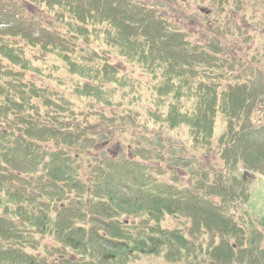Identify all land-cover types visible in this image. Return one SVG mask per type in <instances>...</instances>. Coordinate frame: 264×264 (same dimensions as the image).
<instances>
[{
	"label": "trees",
	"instance_id": "obj_1",
	"mask_svg": "<svg viewBox=\"0 0 264 264\" xmlns=\"http://www.w3.org/2000/svg\"><path fill=\"white\" fill-rule=\"evenodd\" d=\"M149 2L0 0V264H131L141 254L181 264L196 251L208 264H264L258 227L245 231L234 213L249 201L238 165L264 163V134L244 145V120L264 96L221 85L222 48L191 41ZM215 111L229 127L215 184L228 186L165 181L171 143L147 124L186 125L204 150ZM167 217L189 229L167 228ZM256 222L264 231V217Z\"/></svg>",
	"mask_w": 264,
	"mask_h": 264
},
{
	"label": "rangeland",
	"instance_id": "obj_2",
	"mask_svg": "<svg viewBox=\"0 0 264 264\" xmlns=\"http://www.w3.org/2000/svg\"><path fill=\"white\" fill-rule=\"evenodd\" d=\"M149 1L148 5L152 6L155 4V7H158V10L163 15L171 19L172 22L176 21L188 34L191 41L199 42L203 45L213 43L222 48V55L227 59L228 63L224 64L226 75L220 82L221 85L224 86L228 83L231 86H235L238 83L250 89L260 90V94L264 96V0H241L242 3L235 2V0H223L222 8L220 7V0ZM159 1H167L171 6H161ZM235 7H238V9L244 8V10H238ZM222 55L219 56L220 59H222ZM120 68L123 70V67L120 66ZM224 72L220 70L221 74ZM129 73L130 71L127 72V74ZM141 105L144 106V103L142 102ZM185 108L191 113L195 109L194 100H191ZM215 113L213 138L209 147L204 150H198L195 147L189 134V127L186 125L175 130H168L159 129L160 127L153 125V122L147 124L152 134L159 132L171 143L172 150L168 151V154H171L169 155L171 158H166L164 162H161V166L166 171L163 174L165 181H173L182 188H201L204 186V182H206L205 184L220 186V182L223 181L224 185L228 186L225 178L215 184L219 177L223 176L221 172L225 171L224 168L228 167L220 159L221 156L218 152L221 138L226 136V141L228 139L226 133L229 131L224 115L220 111H215ZM244 122L247 127V129L245 128V134H248L247 141L243 142L244 145L250 142L248 139L252 140L255 138L259 141L258 137L261 134L258 132L264 134V98ZM104 130L107 131L106 128ZM232 130L234 134L237 132L241 134L237 128ZM98 131L101 132V129H98ZM251 131H253L252 135H250ZM139 133L141 134L138 131ZM123 140H125L123 141L124 143L129 142L130 137H123ZM255 144V142L251 143L249 147L251 154L257 151ZM141 145L147 149H152L148 142ZM111 148L110 152L112 151ZM124 149L123 151L126 152V146ZM209 149L210 151L208 152L207 150ZM261 149L264 150L263 147ZM152 157L153 159L156 158L153 154ZM176 161L179 162L176 163ZM153 162L156 163L155 160ZM237 168L236 175L242 177L245 175L242 179L239 178L246 187L249 201L234 211L236 214L235 220L245 227V231L258 227L257 230L262 234L261 249L264 251V231L256 222L264 217V163L260 160L256 165H247L245 169L241 164ZM205 188L208 189L207 185ZM212 200L219 204V201L225 200V198L212 196ZM163 225L169 229H182L184 232L189 229V225L186 222L173 217H167ZM207 239L209 240V238ZM203 246L206 247V244L203 243ZM56 255L58 254L56 253L54 256ZM180 263L208 264V261L204 254L199 255V252L196 251L191 253L189 260L183 259ZM131 264L170 263L162 255L144 256L141 254L134 257Z\"/></svg>",
	"mask_w": 264,
	"mask_h": 264
}]
</instances>
